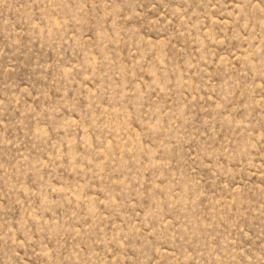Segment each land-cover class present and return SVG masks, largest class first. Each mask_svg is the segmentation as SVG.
Listing matches in <instances>:
<instances>
[{"label":"rangeland","instance_id":"1","mask_svg":"<svg viewBox=\"0 0 264 264\" xmlns=\"http://www.w3.org/2000/svg\"><path fill=\"white\" fill-rule=\"evenodd\" d=\"M0 264H264V0H0Z\"/></svg>","mask_w":264,"mask_h":264}]
</instances>
